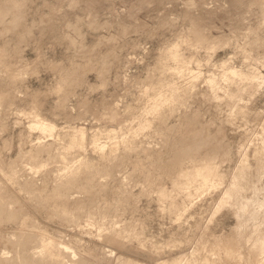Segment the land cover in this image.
<instances>
[{
    "label": "rangeland",
    "instance_id": "obj_1",
    "mask_svg": "<svg viewBox=\"0 0 264 264\" xmlns=\"http://www.w3.org/2000/svg\"><path fill=\"white\" fill-rule=\"evenodd\" d=\"M0 264H264V0H0Z\"/></svg>",
    "mask_w": 264,
    "mask_h": 264
},
{
    "label": "bare ground",
    "instance_id": "obj_2",
    "mask_svg": "<svg viewBox=\"0 0 264 264\" xmlns=\"http://www.w3.org/2000/svg\"><path fill=\"white\" fill-rule=\"evenodd\" d=\"M18 122V121H17ZM20 138V137H19ZM224 161V160H223ZM22 164V163H21ZM255 201V200H254ZM249 204V203H248ZM7 210V209H6ZM2 212V211H1ZM260 228V227H259ZM262 228V227H261ZM252 238V237H251ZM259 238V237H258ZM28 239V238H27ZM246 245V244H245ZM251 246V245H250ZM23 247V246H22ZM62 247H63V249H65V250H68V249H70L68 246H66V245H62ZM213 249V248H212ZM224 250V249H223ZM217 253V252H216ZM217 256V255H216ZM227 256V255H226ZM225 256V257H226ZM169 257V256H168ZM171 258H173V257H171ZM227 259V258H226ZM184 260V259H183ZM214 260V259H213ZM211 262H212V260H211Z\"/></svg>",
    "mask_w": 264,
    "mask_h": 264
}]
</instances>
